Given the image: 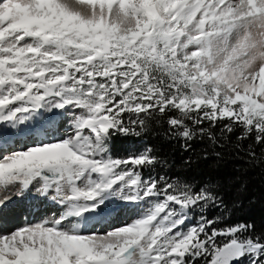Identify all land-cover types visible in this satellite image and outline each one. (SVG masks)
<instances>
[{
	"label": "snow or ice",
	"instance_id": "snow-or-ice-1",
	"mask_svg": "<svg viewBox=\"0 0 264 264\" xmlns=\"http://www.w3.org/2000/svg\"><path fill=\"white\" fill-rule=\"evenodd\" d=\"M165 117L185 150L214 128L264 145V0H0V207L62 209L0 233V264H264L255 225H189L223 206L216 182L151 175L152 148L113 155Z\"/></svg>",
	"mask_w": 264,
	"mask_h": 264
},
{
	"label": "trees",
	"instance_id": "trees-1",
	"mask_svg": "<svg viewBox=\"0 0 264 264\" xmlns=\"http://www.w3.org/2000/svg\"><path fill=\"white\" fill-rule=\"evenodd\" d=\"M164 120V123L153 121L149 131L139 138H114L113 155L126 156L152 148L154 155L167 161V166L157 165L151 175H166L173 182L187 181L197 188L208 181H214L218 185L223 206L209 207L203 213L193 214L214 220L216 228L252 224L257 232L264 231V162L248 163L245 155L248 146L252 145L257 156L264 157V145H256L254 137H250L240 141L238 149L237 136L241 133L240 128L225 136H221L219 128H214L211 131L218 139L216 145L207 137H197L191 142L190 148L185 150L181 139L167 135V117ZM205 152L207 159L202 158ZM186 160L192 162L185 164ZM144 175L147 177L148 171Z\"/></svg>",
	"mask_w": 264,
	"mask_h": 264
},
{
	"label": "rangeland",
	"instance_id": "rangeland-1",
	"mask_svg": "<svg viewBox=\"0 0 264 264\" xmlns=\"http://www.w3.org/2000/svg\"><path fill=\"white\" fill-rule=\"evenodd\" d=\"M32 200L34 205H31L30 201ZM44 201L47 200L33 197L32 192H29L26 197L13 196L5 206L0 207V233H8L16 228L23 227L28 223L39 222L42 219H50L53 216L59 215L62 211V209L58 210L59 208H56L55 206H50L49 209H47L48 207L44 206ZM25 207L28 209L32 208L31 213H29L28 209L26 210ZM131 215H133L131 209L119 210L113 213V217L110 220L112 221L113 226L118 227L125 221H128ZM197 220L190 218L189 225L195 224ZM6 223L12 226L6 227ZM103 225L104 224L97 225L96 231L103 232L108 230L107 225Z\"/></svg>",
	"mask_w": 264,
	"mask_h": 264
},
{
	"label": "bare ground",
	"instance_id": "bare-ground-1",
	"mask_svg": "<svg viewBox=\"0 0 264 264\" xmlns=\"http://www.w3.org/2000/svg\"><path fill=\"white\" fill-rule=\"evenodd\" d=\"M30 202H31V205H32V204H33V200L30 201ZM33 205H34V204H33ZM44 206H45V207H48L47 209H49L50 206H55L56 208H59L58 210L61 209V207H60L59 205L55 204L54 202H52V201H50V200L44 201ZM55 207H53V208H55ZM25 209L27 210L28 208L25 207ZM31 209H32V208L28 209L29 213H31ZM26 210H25V211H26ZM112 217H113V213H112V216L110 217V219H112ZM104 225H105V224H104ZM104 225H103V226H104ZM10 226H12V225H9L8 223H6V227H10Z\"/></svg>",
	"mask_w": 264,
	"mask_h": 264
}]
</instances>
